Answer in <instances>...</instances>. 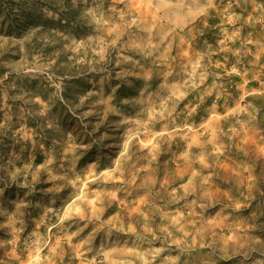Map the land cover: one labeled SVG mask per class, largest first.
Listing matches in <instances>:
<instances>
[{
  "label": "clouds",
  "instance_id": "obj_1",
  "mask_svg": "<svg viewBox=\"0 0 264 264\" xmlns=\"http://www.w3.org/2000/svg\"><path fill=\"white\" fill-rule=\"evenodd\" d=\"M0 264H264V0H0Z\"/></svg>",
  "mask_w": 264,
  "mask_h": 264
}]
</instances>
